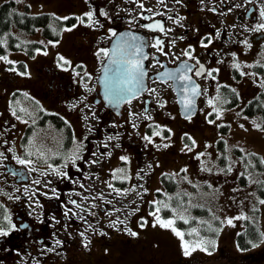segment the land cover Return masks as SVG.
<instances>
[{"label": "flooded vegetation", "instance_id": "obj_1", "mask_svg": "<svg viewBox=\"0 0 264 264\" xmlns=\"http://www.w3.org/2000/svg\"><path fill=\"white\" fill-rule=\"evenodd\" d=\"M50 1L63 5L67 14L63 17L73 19L63 29L76 27L65 30L72 39L65 48L54 46L45 52L44 70L33 80L11 79L16 86L11 95L15 91L22 96L13 104L10 98L5 100L0 108V227L8 231L15 226L8 236H0V264H22L28 258L37 264H83L89 258L88 243L104 248L107 238H122L117 231L121 226L141 234L132 216L148 207L147 194L158 190L163 131L187 129L198 118L202 124L211 89L231 82L237 91L243 68L249 72L264 62V30H252L261 20L264 0ZM101 10L107 15H100ZM89 11L98 23L89 25L84 15ZM156 21L163 32L142 27ZM109 29L124 31L128 40L138 37L135 43L146 53L147 90L118 108L104 105L97 82L106 57L100 49L109 50L114 36ZM157 38L167 55L153 47ZM184 62L194 69L187 74L201 91L190 118L179 113L182 82L157 79L158 73L174 71ZM233 63L240 64L239 70ZM200 65L204 72L197 76ZM212 69L217 70L212 74L215 79L207 76ZM75 143H83L82 159L75 167L69 163L63 168L65 161L53 154L68 153ZM29 151L44 152L48 164L66 171L67 178L53 174L38 154L28 156ZM15 157L33 160L36 171ZM117 169H124L127 179H114ZM36 179L41 183L35 184ZM96 262L109 264L105 256H96Z\"/></svg>", "mask_w": 264, "mask_h": 264}, {"label": "rangeland", "instance_id": "obj_2", "mask_svg": "<svg viewBox=\"0 0 264 264\" xmlns=\"http://www.w3.org/2000/svg\"><path fill=\"white\" fill-rule=\"evenodd\" d=\"M8 0H0V4ZM15 8L30 14L52 13L58 17L67 16L66 8L57 2L43 0H13ZM48 1V3H44ZM50 2L52 4H50ZM60 8H63L62 14ZM22 41H37L43 48L39 49L33 57H29L25 50L17 49L7 51L0 56L7 57L0 60V108L5 100H18L22 95L13 92L14 80L7 79L12 73L13 79L23 77L33 80L44 70L43 60L46 51H50L54 46H62L72 40L68 34L64 36L63 31L57 41L46 40L41 32L18 33ZM64 45V47H63ZM254 75L264 77V68L253 69ZM257 78L246 75L239 83V100L236 104L226 108L224 103L226 98L221 96L217 90L213 89L211 96L206 98V119L199 124L200 118L184 130L175 128L172 137L162 135L161 153L159 155L162 172H169L178 181L179 189L186 191L190 186H195L202 196H206L212 213L221 220V228L217 237L216 248L203 251L196 249L190 255H184L182 241L177 237L171 228H163L156 223V217L152 215L150 220L138 216L137 223L142 230L141 234L131 228L117 231L122 238H108L104 248L99 250V246L89 244L86 247L88 260L83 264H97L96 256H105L109 264H176L179 260L193 261L192 264H252L248 254L264 246V200L257 192V182L264 181V170L257 172L253 159L244 160L236 153L234 148L240 149L242 153H257L261 161H264V128L261 126L260 114H246L243 108L246 103L253 98V93L257 89ZM261 87L264 91V87ZM25 95V94H24ZM219 96L215 100L216 107L221 108L219 118L212 112V106L208 104L209 99ZM264 104V98H262ZM209 113H212L209 115ZM213 121L209 123V121ZM174 130H171V133ZM190 138L191 143L184 141L183 135ZM193 142L194 146H193ZM169 147L167 149V147ZM185 145L191 148L189 151ZM199 153L204 155L198 156ZM247 161V162H246ZM206 166L210 171L202 170ZM231 167V171L226 169ZM225 169V171H221ZM183 170V171H182ZM244 175L246 181L241 182L240 176ZM155 186V185H154ZM157 186V185H156ZM155 186V187H156ZM122 198L128 197L120 195ZM150 198V197H149ZM151 198L154 196L151 195ZM157 208V207H156ZM155 209H147L148 213H154ZM258 209V224L262 233V240L256 247L247 250H240L236 245V234L243 228V218L250 215L252 209ZM161 219H174V215L164 217L160 211ZM133 218V216H132ZM232 223L228 224L227 220ZM122 222V221H121ZM143 225V226H142ZM155 225V226H154ZM174 226L181 231L175 224ZM142 237V238H140ZM185 241H187L184 238ZM35 258H28L22 262L26 264H37ZM139 262V263H137ZM256 264H264V260Z\"/></svg>", "mask_w": 264, "mask_h": 264}, {"label": "snow or ice", "instance_id": "obj_3", "mask_svg": "<svg viewBox=\"0 0 264 264\" xmlns=\"http://www.w3.org/2000/svg\"><path fill=\"white\" fill-rule=\"evenodd\" d=\"M163 2V0H161ZM141 8H143V4L139 5ZM231 10V9H230ZM148 11H151V9H148ZM88 18V23L89 25L98 23V21L94 20L93 18V13L91 11L87 12L84 14ZM100 15H107L103 10L100 11ZM259 16L261 18L260 22H258L254 28L252 29L253 31H262L264 30V9H262L259 13ZM170 18V17H169ZM62 19L68 20L69 17H63ZM79 23H84L83 18L77 17L76 18ZM76 25L73 24L70 28L65 29L66 31H72L73 28H75ZM142 27L148 28V29H159L160 31H164L163 26L161 25L160 21H156L155 23H150V24H145L142 25ZM55 31V30H54ZM109 31L112 33V35H116L115 32H113L111 29ZM170 31V30H169ZM138 37H132L131 40H126V39H121L120 41L117 42L116 45H114L111 56L112 58L110 59V66H111V76L106 78L105 80V98L108 100V102L116 107H118L121 103L124 102H131V99L139 95L140 92L145 91L147 89L144 88V77L146 75L143 65H142V60L145 59L146 57L143 56L142 54V46L135 43L136 40H138ZM49 43H52V41H49ZM58 43V41H57ZM244 43L247 44L245 41ZM207 47V45H204ZM153 47L157 49V51H160L162 54L167 55L163 51V45L162 41L160 39H156L155 43L153 44ZM250 47V45H249ZM37 51H40L37 49ZM100 52L103 53L105 56H109V50L107 49H100ZM140 55H137V54ZM185 56H191V53L189 51L184 52ZM235 55V54H233ZM7 57L5 56H0V60H6ZM60 60H64L63 57H60ZM65 63H68L67 61H64ZM159 63V61H157ZM199 63V61H197ZM264 66V65H262ZM232 67L236 68L239 70L240 64L239 63H233ZM194 69L192 66L188 65L187 62H184L178 69L171 71V72H163V73H158L157 74V79L158 80H163V79H171L174 82H182L181 83V90L184 92L183 96V103L184 107L187 111H191L194 97L201 95V91L199 89V86L196 85L193 81L191 76H189L187 73L192 72ZM217 71L216 69L209 70L207 72L208 77H212L215 79V77L212 75L213 72ZM204 72V67L203 65H200L199 69L195 70V74L197 76H200ZM241 75H245V73L241 72ZM87 75V74H85ZM262 87H264V82L261 84ZM149 91L155 92V89H151ZM235 91V90H233ZM219 96L209 99L208 104L212 106V112L216 113L217 118L221 115L222 109L216 107L214 101L219 100ZM221 103H224L226 101H220ZM162 106V105H161ZM212 113H209L211 115ZM133 115L130 113V116ZM19 118V117H18ZM85 119H87V116H85ZM148 119H151V117H148ZM213 121H209V123H212ZM135 127V125H133ZM159 128V126H156ZM91 131V129H89ZM153 135H160L159 131H154ZM87 138V137H86ZM108 140L114 139V137H107ZM145 140L151 142V137L145 136ZM190 139V138H189ZM33 143L32 140L29 141V144L31 145ZM193 142V146H194ZM83 143H75L74 147L72 150H70L68 153H61L57 152L54 153L53 155L55 156H60L64 161V165L62 166L63 168H67L68 164L71 163L73 167L76 166V161L82 159L81 152L83 150ZM107 147V145H105ZM167 147V145H165ZM185 147L191 151V148H189L187 145ZM11 151V149H10ZM28 156L32 155H37L45 164H47L48 168L51 169V172L57 176L65 177L67 178L68 174L66 171H61L60 168L53 167L51 164H48V159L45 155L44 152H38V153H33L29 151ZM3 153H0V156H2ZM95 156L96 153H93ZM204 155L203 153H199L198 156ZM17 160V163L20 165H24L28 167L29 171H36L35 167H31L33 165L34 161L31 159H25V158H20V157H15ZM121 160L126 161L127 157H121ZM264 163V161H261ZM91 163L95 164L97 163L96 160H92ZM202 170L205 171H210L211 169H208L206 166L202 167ZM183 171V170H182ZM221 171H225V169H221ZM226 171L230 172L231 167L229 166ZM124 169H117L113 173V178L114 179H127V176L124 174ZM40 175H45V173L41 172ZM35 184H40L41 181L39 179L34 180ZM83 187V185H81ZM109 187H112L111 184H109ZM27 191V190H26ZM119 193V190H116ZM125 192L129 190H124ZM53 193L55 194V189H53ZM11 198V197H10ZM72 204H76V201L70 200L69 201ZM156 204H159L156 208V211L154 213H150V215H154L156 217V223H158L161 227L163 228H171L173 233L179 237L182 241V248L184 249V255H190L191 251H194L196 249H200L203 251H207V246L212 245L213 247L215 246V241L214 240H206L203 237L199 236V233L196 228H192L191 231L188 233V235H193L195 234L198 239L195 241H185V233L178 230L174 224L175 220L174 219H161L159 216V213L162 209H167L169 205L167 203L163 202H153ZM260 203L264 204V200H261ZM79 207V205H77ZM68 215V212H65V216ZM178 219L184 220L185 223H188V219L185 218L184 215H179L177 217ZM4 220H8L9 223L10 219L8 216H4ZM228 224L232 223L231 219L227 220ZM143 226V225H142ZM155 226V225H154ZM15 226L12 225L11 228L8 229V231H5L3 227H0V236H8L9 232L14 228ZM210 231H215L209 227ZM131 235L135 236V232H130ZM83 235V233H81ZM57 244H60V241H56ZM253 247H256L255 244L252 245Z\"/></svg>", "mask_w": 264, "mask_h": 264}, {"label": "trees", "instance_id": "obj_4", "mask_svg": "<svg viewBox=\"0 0 264 264\" xmlns=\"http://www.w3.org/2000/svg\"><path fill=\"white\" fill-rule=\"evenodd\" d=\"M56 20L58 24L63 21L58 20L51 13L40 14H27L19 12L15 9V3L13 1H5L0 4V53H4L6 46L3 43L4 37L7 34L8 47L11 49L17 48L15 41L17 39L10 34L12 26L24 31H32L36 26L46 27L44 33L50 39H56L58 37V30L51 29L50 24ZM67 21V23H69ZM55 30V31H54ZM37 46V44H33ZM222 92L229 100L226 106L235 104L238 100L237 96L232 93L230 87L222 86ZM260 97L251 99L243 108V112L246 114L259 113L262 119L261 126L264 128V104ZM237 154L242 156L244 160L253 159L257 171L264 170V163L261 162L260 156L257 153L244 154L238 148H234ZM242 183L246 181L244 175L240 176ZM161 181L165 184L166 190L157 194V201L167 203L169 207L162 209L161 213L164 217L174 215L175 225L185 233V239L187 241H195L198 237L188 235L192 228H196L199 236L206 240H216L221 227L220 218L212 213L208 203L206 202V196H202L197 191L195 186H191L187 191H180L177 189L174 178L169 173H162ZM177 190V192H176ZM257 192L259 196L264 198V181L259 180L257 182ZM159 205V204H157ZM160 206V205H159ZM258 209H252L250 215L243 218V228L236 234V245L240 250H247L252 247L253 244H258L262 240V233L258 224ZM184 215L188 219V223L184 220L178 219L179 215ZM209 227L215 231H210ZM215 246L208 245V250H213ZM249 261L252 264L261 262L264 260V246L248 254ZM176 264H191L190 261L177 262Z\"/></svg>", "mask_w": 264, "mask_h": 264}, {"label": "water", "instance_id": "obj_5", "mask_svg": "<svg viewBox=\"0 0 264 264\" xmlns=\"http://www.w3.org/2000/svg\"><path fill=\"white\" fill-rule=\"evenodd\" d=\"M121 39H126V34L124 32H119L113 37V39L110 43V47H109V56H107L104 63L102 64L101 72H100V75L98 78V83L100 85V93L102 95V98L105 101V104L108 106H111V107H114V105L110 104L108 102V100H106V98H105V80H106V78L111 76V70H110L111 66H110L109 62H110V59L112 58L111 53H112L113 47ZM126 40H128V39H126ZM142 53H143V56H145L143 49H142ZM142 65H143V69L145 71V68H146L145 60L142 62ZM144 85H145V77H144ZM195 111H196V97H194L192 109L190 112L185 109L183 101L180 103V112L183 116H185V117L191 116L195 113Z\"/></svg>", "mask_w": 264, "mask_h": 264}]
</instances>
